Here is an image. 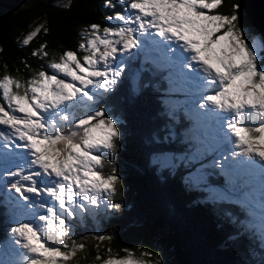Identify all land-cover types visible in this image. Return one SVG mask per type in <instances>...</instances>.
Masks as SVG:
<instances>
[{"label": "snow or ice", "instance_id": "1", "mask_svg": "<svg viewBox=\"0 0 264 264\" xmlns=\"http://www.w3.org/2000/svg\"><path fill=\"white\" fill-rule=\"evenodd\" d=\"M117 3L125 11L106 17L109 25L92 23L81 29V55L66 49L55 56L47 51V44L31 52L46 59L51 72L33 70L24 60L31 75L17 78L4 65L0 180L7 179L5 190L15 194L9 197L12 219H25L8 230L4 247L11 259L2 264H73L87 247L73 238V223L95 217L101 208L105 213L121 210L117 199L121 178L115 162L106 158L119 151L120 124L97 104L116 90L129 61L141 52L152 65L149 70L165 73L164 91L185 97L165 101L167 116L172 124L190 121L185 139L197 146L191 157L162 155L154 163L174 167L175 159L199 160L227 145L226 154L218 153L210 167L220 169L230 184L249 189L238 203L255 215L252 179L258 178L264 188V33L252 36L250 42L241 24L240 4L222 12L225 0ZM105 6L115 5L107 0ZM42 31L48 29L36 26L20 43L30 45ZM142 87L155 85L149 82ZM168 132L175 135L171 128ZM14 160L20 162L9 170ZM259 206L264 231V202ZM93 239L103 242L112 237ZM107 251V257L97 252L94 259L100 264H160L158 255L154 262L144 259L154 255L146 250L139 258L127 248L123 257L113 256L111 248Z\"/></svg>", "mask_w": 264, "mask_h": 264}, {"label": "trees", "instance_id": "2", "mask_svg": "<svg viewBox=\"0 0 264 264\" xmlns=\"http://www.w3.org/2000/svg\"><path fill=\"white\" fill-rule=\"evenodd\" d=\"M242 1L225 0L220 11L227 12L231 4L239 3L241 24L248 36L261 29L252 18L254 7ZM263 1L257 4L260 10L264 9ZM106 3L107 0H67L64 3L23 0L11 8L0 5V49H3L0 76L4 74L5 64L8 72L17 78L30 76L31 71L22 63L24 60L33 70L51 72L46 59L31 55L41 44H47V51L55 56L66 49L81 55L78 50L81 29L92 23L107 26L106 17L125 11L117 0H112L114 7H106ZM41 24L48 32L42 31L30 45L23 46L20 43L22 35L31 26ZM128 66L116 90L97 104L106 108L120 124L119 151L114 155L106 154V158L115 162L121 178L122 192L117 199L122 207L116 213H105L101 208L95 217L89 215L83 223L79 219L73 223V238L87 245L73 264H100L94 257L97 252L107 257L108 248L113 256L120 257L125 255L122 250L127 248L136 258L140 251L146 250L154 255L144 259L154 262L158 255L160 264H264V234L260 226L249 223V212L238 203L243 198L209 195L205 184L196 185L190 180V176L205 164L201 169L205 170L207 183L228 184L227 177L206 161L209 153L199 160L178 162L175 159L174 167H160L154 163L155 157L166 154L175 158L191 157L197 146L185 139L190 121L181 119L172 124L167 116L165 101L176 102L181 96L164 91L167 85L161 77L165 73L149 70L152 68L140 63V56ZM133 77L137 83L135 91ZM149 82L155 87H142ZM157 87L161 90L157 91ZM169 128L175 135L169 134ZM108 170L106 167L105 171ZM5 193V188L0 190V246L6 244V232L12 224L9 223L12 211L3 201ZM97 235L112 239L100 242L93 239Z\"/></svg>", "mask_w": 264, "mask_h": 264}, {"label": "rangeland", "instance_id": "3", "mask_svg": "<svg viewBox=\"0 0 264 264\" xmlns=\"http://www.w3.org/2000/svg\"><path fill=\"white\" fill-rule=\"evenodd\" d=\"M58 3H64L65 1H67V0H56ZM264 2V1H263ZM14 3V2H13ZM253 10V12H254V9H252ZM254 13H256V12H254ZM109 21H107V24L109 25ZM111 23H113V24H115V23H118V22H115V21H113V22H111ZM36 26H31V28L29 29V31L28 32H30L31 30H33L34 28H35ZM28 32H26V33H24L23 35H22V38L28 33ZM262 33H261V31H258V30H254V32L253 33H250L249 35H248V37H249V40H250V42H251V38H252V36H259V35H261ZM22 38H21V40H22ZM263 55V54H262ZM137 56H140V63L142 64V65H144V66H148V67H151L152 68V65L150 64V63H147V62H145V53H143V52H141V53H138L137 54ZM136 57H134L131 61H129V63H133V60L135 59ZM129 67V66H128ZM132 67V66H131ZM133 68V67H132ZM179 95L181 96V99L179 100V101H183L184 99H185V97L182 95V94H180L179 93ZM172 102H175V101H172ZM193 144H194V142H192ZM195 145V144H194ZM227 150H228V146L227 145H222L221 147H220V149H218V152H211V153H209V155H207V157L208 158H206V161L209 163V161L211 162V163H213V160L214 159H216V158H219L218 157V153H220V152H222V153H224V154H226V152H227ZM19 151V150H18ZM167 156H170V157H174L172 154H166ZM160 156H162V155H160ZM157 157H159V156H157ZM179 156H177V158H178ZM202 159L203 160H205V158H203L202 157ZM239 159H243V157H239ZM178 162L180 161L179 159L177 160ZM20 161H13L12 163H10L9 165H8V168H9V170H12L13 169V167H14V165L16 164V163H19ZM175 162V160H173V163ZM158 163V162H157ZM207 163V164H208ZM158 165L161 167V165L158 163ZM204 167H206L205 166V164H202L201 165V168H204ZM201 168H199V169H197V173H195V174H193V175H189L190 176V180L192 181V182H194L196 185H200V184H205L206 185V193L207 194H211V195H214V196H218V197H221V198H225V199H235V200H237V199H239V198H244V193L246 192V190L245 189H243V188H240V186H237V187H235L233 184H230L229 182H228V184L227 185H224V186H217V185H212V184H209V183H207L206 182V179L204 178V174H203V172L205 171V170H203V169H201ZM220 170V169H219ZM221 171V170H220ZM205 173V172H204ZM223 173V172H222ZM224 174V173H223ZM200 175H202L203 176V179L201 180V179H198V176H200ZM224 176H226L225 174H224ZM6 183H8V181H7V179H4V180H0V190L4 187V185H6ZM254 184H256V185H254ZM252 187L255 189V191H256V198H255V205H254V207H253V211L255 212V215L253 216V215H250L249 217V223L250 224H255V225H257V226H260L261 227V224H262V221H261V219H260V215H261V211H262V209L260 208V203L261 202H264V188H261V185H260V181H259V179L258 178H253L252 179ZM240 191L242 192V194H240ZM15 194L14 193H10V194H6V195H3L4 197H3V201H4V204L5 205H10V206H12V203H11V201L8 199L10 196H14ZM240 200V199H239ZM22 203V202H21ZM9 209V211H12V207H10V208H8ZM245 209H246V211L247 212H249V207L248 206H245ZM11 221L9 222V223H12L11 224V226H8V230H9V228L10 227H12V226H14V224L16 223V222H18L19 220H24L25 218L24 217H18L17 218V221H14L13 219H12V214H11ZM8 230H7V234H8ZM263 232V234H264V231H262ZM0 249H3V251H0V264H2V262L3 261H5V260H9V259H11V257H10V255L7 253V250H6V248L5 247H1L0 246Z\"/></svg>", "mask_w": 264, "mask_h": 264}, {"label": "bare ground", "instance_id": "4", "mask_svg": "<svg viewBox=\"0 0 264 264\" xmlns=\"http://www.w3.org/2000/svg\"><path fill=\"white\" fill-rule=\"evenodd\" d=\"M3 1H6V2H10L11 3L12 1H16V0H3ZM245 1L247 2V4H251L254 7V12H256V13L253 14L252 18L254 19L256 25L264 33V9L263 10H260L258 8V5H257L258 3H260V0H245ZM247 9H248V11H250V9L248 7H247ZM250 13L252 14L251 11H250ZM254 185H256V184H254ZM237 186H239V185L237 184L235 187H237ZM240 188H242V187H240ZM245 190L248 191L249 189L248 188H245Z\"/></svg>", "mask_w": 264, "mask_h": 264}, {"label": "water", "instance_id": "5", "mask_svg": "<svg viewBox=\"0 0 264 264\" xmlns=\"http://www.w3.org/2000/svg\"><path fill=\"white\" fill-rule=\"evenodd\" d=\"M23 0H16V1H12L11 3L10 2H6V1H3V0H0V5L4 6V7H8V8H11L13 6H15V4H19L21 3ZM244 1V0H243ZM14 2V3H13ZM16 2V3H15ZM16 4V5H17Z\"/></svg>", "mask_w": 264, "mask_h": 264}]
</instances>
